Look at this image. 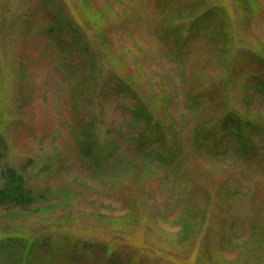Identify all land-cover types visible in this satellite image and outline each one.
Wrapping results in <instances>:
<instances>
[{
  "label": "rangeland",
  "instance_id": "374dc122",
  "mask_svg": "<svg viewBox=\"0 0 264 264\" xmlns=\"http://www.w3.org/2000/svg\"><path fill=\"white\" fill-rule=\"evenodd\" d=\"M198 2L0 0V169L34 198L0 205V239L59 250L33 264H264V0H205L224 38L200 27L179 41L173 25ZM58 17L85 44L75 56ZM137 104L163 125L141 151L125 107ZM229 112L261 129L257 152L223 135Z\"/></svg>",
  "mask_w": 264,
  "mask_h": 264
},
{
  "label": "trees",
  "instance_id": "16d2710c",
  "mask_svg": "<svg viewBox=\"0 0 264 264\" xmlns=\"http://www.w3.org/2000/svg\"><path fill=\"white\" fill-rule=\"evenodd\" d=\"M196 5V14L187 22L179 21L173 25L172 31L175 32L176 38L181 41L185 33H192L196 29L201 27V31L205 29V33L211 32L214 35L213 40L217 38H224L223 26L220 20L224 22L222 11L217 7H206L205 0H199ZM206 7V8H205ZM221 13V14H220ZM224 17V16H223ZM62 17L57 18V25L62 29L69 27L68 39L66 47L69 48L70 52L75 49H81L83 44L80 34L77 32V29H70L71 25L66 19L60 21ZM60 21V22H59ZM59 28V30H60ZM51 31L54 32L53 27ZM178 41V42H179ZM191 37L187 38L186 42H190ZM81 53V52H80ZM73 54V53H72ZM82 54V53H81ZM74 55V54H73ZM75 56V55H74ZM96 60L95 57H93ZM90 64L92 69L98 65L97 62L101 60L98 59L97 62L93 63L91 60ZM256 61V59H255ZM102 70L100 67L94 68V74H98L99 70ZM122 86L126 90L130 87L126 82L122 83ZM254 87L257 91L261 92L264 90V81H259L255 83ZM189 95H192V92L189 91ZM194 102L200 104L204 102V97L198 95L196 98H192ZM129 106V105H128ZM127 107V114L130 117L131 121L134 122L137 126V130L134 131V141L138 144V149H142L145 146H152L163 143V134L162 129L163 125L158 118H155V115L149 110V108L143 104H137L132 107ZM93 123V122H92ZM89 124V129L86 131L85 140L82 142V148L84 155L87 157L92 156L96 152V147L98 146L99 140L96 136L94 126ZM222 133L224 136H234L236 137V142L233 145L235 151H243L242 153L257 152L259 149V142L254 139L253 131L261 130L258 128V125L252 123L249 119H242L234 112H229L226 114V118L221 127ZM4 137L0 135V146L4 144ZM107 145H109L107 143ZM139 149V151H141ZM2 153H0V156ZM0 205L3 206H19L31 204L34 200L32 197V190L26 185L25 179L22 175H19L15 170L9 167H4L0 169ZM187 228V225H185ZM34 254L42 255L41 258H52L54 255H60L59 250L53 249L51 243H41L30 242L26 237H8L0 239V256L8 258L12 263L17 261V259H22V257H27V260L20 262V264H33ZM123 259V257H122ZM115 264H126L124 260H114Z\"/></svg>",
  "mask_w": 264,
  "mask_h": 264
}]
</instances>
